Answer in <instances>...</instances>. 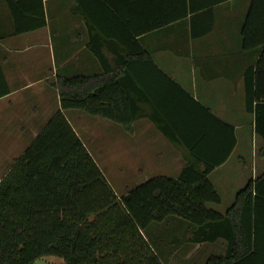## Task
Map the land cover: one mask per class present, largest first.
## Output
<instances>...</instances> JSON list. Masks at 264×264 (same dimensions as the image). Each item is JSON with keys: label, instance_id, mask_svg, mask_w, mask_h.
Wrapping results in <instances>:
<instances>
[{"label": "crops", "instance_id": "0c3cea01", "mask_svg": "<svg viewBox=\"0 0 264 264\" xmlns=\"http://www.w3.org/2000/svg\"><path fill=\"white\" fill-rule=\"evenodd\" d=\"M214 1L42 0L44 27L0 39V72L9 88L0 97V179L61 110L53 86L57 77L112 72L125 54L119 42L126 38L125 26L160 24L137 36V41L179 90L152 75L143 82L145 94L136 82L126 81L133 122L130 132L121 126L119 160L135 168L139 185L157 176L178 178L186 167L190 176L211 168L208 180L224 192L219 193L220 204L208 208L223 214L236 192L264 171V157L258 155L261 138L255 134L256 146L250 151L244 131L250 126L254 133L253 116L244 103L245 72L256 67L262 51L242 48L241 27L251 0L211 4ZM36 3L31 0L30 7L37 10ZM191 7L195 10L189 13ZM206 10L210 12L198 15ZM211 16V29L192 36V26L200 32ZM12 25L11 12L0 4V31ZM62 112L96 163L90 143L96 139L94 129L106 128V120L98 117L103 121L96 127L87 123L80 129L83 120L74 109ZM226 125L233 127L234 137ZM165 131L180 141L170 139ZM228 187L232 190L226 197ZM168 219L178 230L186 226L179 218ZM193 230L186 231L182 254L161 257L163 264L199 261L206 242H192ZM146 235L153 239L151 233Z\"/></svg>", "mask_w": 264, "mask_h": 264}, {"label": "trees", "instance_id": "16d2710c", "mask_svg": "<svg viewBox=\"0 0 264 264\" xmlns=\"http://www.w3.org/2000/svg\"><path fill=\"white\" fill-rule=\"evenodd\" d=\"M30 3L0 0L13 17L0 39L46 25L42 0H37V10ZM160 26H125L126 38L119 41L125 54L112 72L56 78L61 110L0 179V264H34L46 256L64 264H163L162 253L146 234L152 223L170 216L194 225V243L226 240V252L209 256L204 264H264V171L236 192L223 214L207 206L221 202L207 178L211 168L192 176L187 167L178 178L157 176L119 198L62 112L83 110L130 132L133 112L126 81L136 82L145 94L143 82L152 75L179 90L137 41ZM211 26L212 16L200 32L192 26L191 34H205ZM241 42L244 50L262 51L256 67L245 72L244 103L253 116V132L261 138L258 155L264 157V0H251ZM0 82L2 97L9 93L2 72ZM226 126L234 137L233 127Z\"/></svg>", "mask_w": 264, "mask_h": 264}, {"label": "rangeland", "instance_id": "374dc122", "mask_svg": "<svg viewBox=\"0 0 264 264\" xmlns=\"http://www.w3.org/2000/svg\"><path fill=\"white\" fill-rule=\"evenodd\" d=\"M74 110L75 113H77L76 116L79 115L83 120L82 123L84 125L81 124L80 129H85L87 123L89 126L94 127L98 121H103L97 119L98 117L96 116L87 114L83 110ZM104 123L106 124V128H101L100 126L98 127V125L97 127L95 126L96 129L94 130L96 132V139L94 143H90V147L94 154L96 163L100 168H102L116 195L120 197L129 189L139 185V181L137 180L139 175L137 174L135 168L133 169V166L130 163H124L126 165L124 166L119 160L120 154L118 153L117 144H120L118 139L123 133L121 125L112 121L107 122V120L104 121ZM244 131L247 135L246 142L248 143V149L251 151V147L255 148L258 138L254 133H252L250 126ZM82 132L84 135L86 134L84 130ZM86 139H88L87 136ZM245 154L244 159L248 160L249 154ZM247 172L250 173V171ZM214 187L217 192L219 191L218 194H223L224 191L220 185L216 183ZM231 190L232 187L226 188V197L229 196ZM211 205L213 207V204H208L207 206L210 207ZM169 218L174 219L177 217L170 216ZM180 220L186 225L185 228L181 230H178L177 227L175 228L169 219L160 223H152L147 230L148 233H151L152 238L154 239L152 240L154 241V244H157L156 246H158V250L162 253L160 255L162 258H164V260L167 259L166 256H169L172 253L174 255L182 254V247L184 244H187L186 240L184 241L186 231H188V229H194V225L191 223L182 219ZM181 227L183 228V226ZM204 244L205 246H203L198 253V256H200L199 261L196 262L195 260L192 263L182 262L181 264H200L202 259L205 260L211 255H223L227 250L226 240L223 239L219 240L215 244H210L208 242ZM34 264H64V262L58 257L46 256L38 259Z\"/></svg>", "mask_w": 264, "mask_h": 264}]
</instances>
